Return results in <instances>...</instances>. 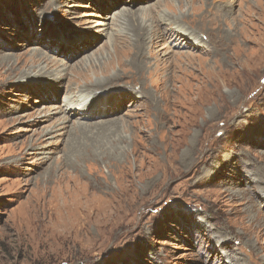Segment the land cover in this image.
Masks as SVG:
<instances>
[{
    "label": "rangeland",
    "instance_id": "1",
    "mask_svg": "<svg viewBox=\"0 0 264 264\" xmlns=\"http://www.w3.org/2000/svg\"><path fill=\"white\" fill-rule=\"evenodd\" d=\"M0 264H264V0H0Z\"/></svg>",
    "mask_w": 264,
    "mask_h": 264
},
{
    "label": "bare ground",
    "instance_id": "2",
    "mask_svg": "<svg viewBox=\"0 0 264 264\" xmlns=\"http://www.w3.org/2000/svg\"><path fill=\"white\" fill-rule=\"evenodd\" d=\"M159 18L160 19H158L156 21V24H161V23H164L166 21H170L172 23H179L178 20L174 19V17H171V16L169 17V15H166V14H163V16H160ZM175 28L177 29V33H180V34H182V36H184L185 40H187V38H189V36H191V32H188L186 29L179 27L177 25L175 26ZM182 29H184V30H182ZM174 33H175V31H171V33L167 34V36H164L163 34H161L160 36L162 38L164 37L165 39H167V38L173 36ZM202 38H203V36H202ZM49 39L52 41L51 38H49ZM93 39H95V38H93ZM189 43H190L189 45L193 48L197 47V45H205V42H203L202 40H198V39H192V41L190 40ZM85 47H87V45L86 46L83 45L82 49H84ZM215 47L217 49H219L218 48L219 46L217 47L215 45ZM89 49H91V47ZM87 51H89V50H87ZM79 53L81 54L82 52L80 51ZM95 61H98V60H95ZM91 62H92L91 60H88L86 62V65H88V63L90 64ZM92 65L93 64L91 63L88 67H90ZM106 66L108 67L109 64H106ZM62 75L63 76L60 77L59 79H56V80L48 79L44 83H42L41 76L37 78V81H33V82H31L29 80L25 81L26 84H31V86L32 85H34V86L35 85H37V86L50 85L51 87H54L56 89L55 92H57V93H60L63 89H67V90L71 91V93H69L67 98H66L67 103L66 104L63 103L58 108L59 113H61L62 115L60 117L61 123L59 124L57 137L59 135H63L62 131L66 130V128L69 126L68 121L70 120V118L73 117V118H77V119H86V120L96 119L98 117L105 118V117H108V116H111V115L118 113V108H120V110L122 109V107L124 106V105H122V103H123L124 99H127V98H125L127 95H128V98H134V97L130 96L134 92L120 93L117 97H114V95H112L110 97L106 96L104 104H102V103L98 102L94 97L98 94L99 91L96 92L92 89H89L88 87H80L81 90L85 89L84 90L85 92L91 93V94H86V96H83V95L78 93V90H80V89H75L74 86H71L68 84V79L70 77L69 74H67V72H64ZM114 78H120V76H118L116 74H112V75L105 74L104 75V82L106 83L107 81L112 80ZM91 84H95V89L102 88L99 86L100 81L96 82L93 79H91ZM90 86H93V85H90ZM54 88L51 90V92L54 91ZM55 92H53V93H55ZM70 125L72 126V129H71L73 132L72 137H77V136H74V134L77 135L78 133H80L82 131H86L87 130L86 127L88 126L86 123L80 122L78 120H75V121L71 120ZM70 141H71V139L69 140V142L67 140L68 144L65 145V153H66V157L69 160V162L74 163L75 158L73 160V156L75 155V151H79V150H76L78 148V144H76L77 140L75 142L71 141L72 144ZM80 148L82 149V147H80ZM79 153H80V151H79Z\"/></svg>",
    "mask_w": 264,
    "mask_h": 264
}]
</instances>
